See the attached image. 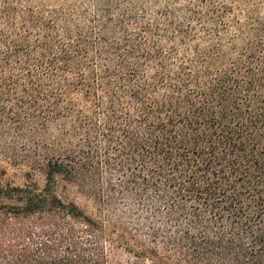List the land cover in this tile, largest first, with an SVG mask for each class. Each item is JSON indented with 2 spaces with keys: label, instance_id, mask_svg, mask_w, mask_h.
<instances>
[{
  "label": "trees",
  "instance_id": "1",
  "mask_svg": "<svg viewBox=\"0 0 264 264\" xmlns=\"http://www.w3.org/2000/svg\"><path fill=\"white\" fill-rule=\"evenodd\" d=\"M0 264H264V0H0Z\"/></svg>",
  "mask_w": 264,
  "mask_h": 264
},
{
  "label": "rangeland",
  "instance_id": "2",
  "mask_svg": "<svg viewBox=\"0 0 264 264\" xmlns=\"http://www.w3.org/2000/svg\"><path fill=\"white\" fill-rule=\"evenodd\" d=\"M7 170V179L14 182L16 185L24 184L23 170L17 169L14 167L6 166ZM37 180L40 184L43 183V179L41 175H37ZM57 194L58 196L65 202H75L81 208H83L88 213H95V209L93 207V202L89 200L86 196L80 193L77 187L72 186L64 182V180H59L57 183Z\"/></svg>",
  "mask_w": 264,
  "mask_h": 264
}]
</instances>
